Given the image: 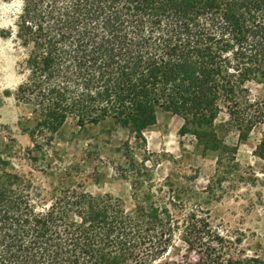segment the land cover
<instances>
[{
	"label": "trees",
	"instance_id": "obj_1",
	"mask_svg": "<svg viewBox=\"0 0 264 264\" xmlns=\"http://www.w3.org/2000/svg\"><path fill=\"white\" fill-rule=\"evenodd\" d=\"M3 1L20 3L15 37L28 52L16 101L29 111L19 126L32 147L0 139V264H157L177 235L196 264H225L210 213L187 214L172 189L157 198L146 163L126 156L119 170L132 173L128 211L72 184L80 167H53L61 158L52 149L69 121L81 130L109 123L144 142L161 111L184 119L180 136L217 154L221 186L239 170L238 149L215 130L225 112L241 141L261 133L254 156L264 162V0ZM16 159L59 180L50 200Z\"/></svg>",
	"mask_w": 264,
	"mask_h": 264
},
{
	"label": "rangeland",
	"instance_id": "obj_2",
	"mask_svg": "<svg viewBox=\"0 0 264 264\" xmlns=\"http://www.w3.org/2000/svg\"><path fill=\"white\" fill-rule=\"evenodd\" d=\"M19 8V2L0 0V139L13 136L18 146L25 149L32 147V142L19 126L20 119L29 111L16 101L17 90L25 81L21 65L28 52L15 37ZM252 90L254 95L259 92L255 86ZM185 125L182 117L160 111L157 126L148 130L141 142L109 123L81 130L69 121L52 149L61 161L53 156L51 164L80 167L81 172L74 175L72 184L84 185L85 191L93 196L121 200L132 211L135 208L133 178L129 176L132 173L123 177L119 170L128 167L126 156H134L138 164L146 163L154 185L162 189L157 198L167 200L172 189L187 214L191 210L202 217L210 213V227L225 244L223 263L246 264L254 259L264 262V162L254 156L261 133L256 131L247 141H241L238 132L229 125L227 114L219 116L215 122L217 135L226 146L238 149L239 166L236 174L219 186L216 182L225 176L222 173L226 169L220 166L217 154L205 153L192 135L180 136ZM40 167L34 169L23 159L14 161V168L32 176L46 200H50L52 185L56 186L59 180L46 177ZM199 258L188 251L177 235L171 252L157 264H196Z\"/></svg>",
	"mask_w": 264,
	"mask_h": 264
}]
</instances>
